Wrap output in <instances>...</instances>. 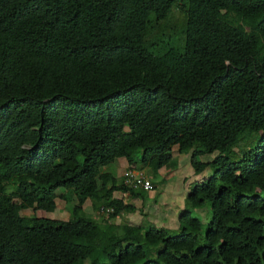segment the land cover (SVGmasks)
Here are the masks:
<instances>
[{
  "label": "trees",
  "instance_id": "obj_1",
  "mask_svg": "<svg viewBox=\"0 0 264 264\" xmlns=\"http://www.w3.org/2000/svg\"><path fill=\"white\" fill-rule=\"evenodd\" d=\"M174 145L177 226L115 222ZM0 264H264V0H0Z\"/></svg>",
  "mask_w": 264,
  "mask_h": 264
},
{
  "label": "rangeland",
  "instance_id": "obj_2",
  "mask_svg": "<svg viewBox=\"0 0 264 264\" xmlns=\"http://www.w3.org/2000/svg\"><path fill=\"white\" fill-rule=\"evenodd\" d=\"M171 158L169 162L159 168L157 174L150 175L147 167L142 169L147 179L156 184L155 188L144 190L142 199L134 197H124V200L134 204L135 210L133 213H120L114 219L115 222H120L128 219L130 222H138L140 220H148L152 224H164L169 227H176V214L180 209L186 207L184 204L185 194L189 191L192 183L201 176H205L210 172V167H206L201 173H195L188 162V157L182 155L177 157L176 146L171 150ZM212 154L203 155L200 160L210 159ZM122 161V160H121ZM123 163V161L121 162ZM122 167L125 165L121 164ZM111 166L102 167L103 170H110ZM121 177V175H120ZM116 192L115 194H117ZM119 195V193L117 194ZM55 210L47 212V217H54L57 219L63 218L68 214V209L64 207L62 200H55ZM85 212L90 213V208L85 205ZM140 209L141 214L138 212ZM193 213L200 217L202 228L205 227L209 218V210L207 205L201 208H195ZM107 215L106 211L102 212Z\"/></svg>",
  "mask_w": 264,
  "mask_h": 264
},
{
  "label": "built area",
  "instance_id": "obj_3",
  "mask_svg": "<svg viewBox=\"0 0 264 264\" xmlns=\"http://www.w3.org/2000/svg\"><path fill=\"white\" fill-rule=\"evenodd\" d=\"M124 178L125 183L130 182L133 186H140L144 190L151 189V184L140 170L128 168L124 172Z\"/></svg>",
  "mask_w": 264,
  "mask_h": 264
},
{
  "label": "crops",
  "instance_id": "obj_4",
  "mask_svg": "<svg viewBox=\"0 0 264 264\" xmlns=\"http://www.w3.org/2000/svg\"><path fill=\"white\" fill-rule=\"evenodd\" d=\"M173 147V146H172ZM172 149V148H171ZM178 157V156H177ZM122 159H120V158H118L115 162H113L112 164H110V166H111V168H110V171L111 172H113L114 174H115V176H117V177H119L120 178V175H122L123 174V172H124V168L125 167H122V165L121 164H123L124 165V161H123V163H121L122 161H121ZM158 172H159V169H158ZM147 178V177H146ZM124 197H125V195H124ZM126 197H128L127 195H126ZM127 202V201H126Z\"/></svg>",
  "mask_w": 264,
  "mask_h": 264
},
{
  "label": "clouds",
  "instance_id": "obj_5",
  "mask_svg": "<svg viewBox=\"0 0 264 264\" xmlns=\"http://www.w3.org/2000/svg\"><path fill=\"white\" fill-rule=\"evenodd\" d=\"M175 146H176V145H175ZM176 148H177V147H176ZM171 150H172V149H171ZM124 169L127 170L128 168L125 167ZM125 170H124V172H125ZM139 170L142 171V169H139ZM124 172H123V173H124ZM142 173L144 174V172H142ZM122 175H123V174H122ZM144 176L146 177L145 174H144ZM146 179H147V178H146ZM147 180H148V179H147ZM148 181H149V180H148ZM149 183H150V182H149ZM138 187H140V186H138ZM142 189H143V188H142ZM148 190H149V189H148Z\"/></svg>",
  "mask_w": 264,
  "mask_h": 264
}]
</instances>
